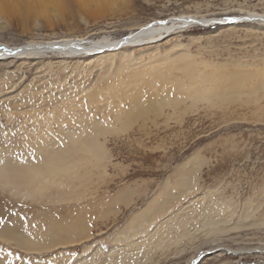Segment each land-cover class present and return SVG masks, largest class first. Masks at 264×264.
Returning <instances> with one entry per match:
<instances>
[{"label": "rangeland", "instance_id": "374dc122", "mask_svg": "<svg viewBox=\"0 0 264 264\" xmlns=\"http://www.w3.org/2000/svg\"><path fill=\"white\" fill-rule=\"evenodd\" d=\"M10 3L0 44L219 22L0 60V162L38 165L23 187L0 180V264H264V20L223 23L264 0Z\"/></svg>", "mask_w": 264, "mask_h": 264}, {"label": "bare ground", "instance_id": "6f19581e", "mask_svg": "<svg viewBox=\"0 0 264 264\" xmlns=\"http://www.w3.org/2000/svg\"><path fill=\"white\" fill-rule=\"evenodd\" d=\"M72 1L73 0H68V3L72 4ZM8 7H16V4L10 3V0H0V8H2L1 10H4ZM242 19L246 20L243 21ZM225 20L226 21L223 23L226 24H238L245 21L249 22L250 20L263 21L264 14L248 12L246 14H242L240 17H227ZM217 22L219 21L216 19V17L181 14L178 16L169 17L167 19H158L147 22L137 28L132 29L117 39L101 37L98 39L88 40L86 37H62L59 39L45 41H27L20 45H7L3 43L0 44V60L11 58L35 59L47 54L56 55L61 58L90 57L95 54H104L123 48L137 46L141 47L148 44L157 43L174 32L184 30V28L187 26H211L215 25ZM49 153L50 158L56 157L52 156L55 152L50 151ZM37 166V162L34 163L33 160H26L17 164H13L9 161H2L0 162V180L5 182V184H9L10 186L23 187L20 182H16V179L26 176L29 171L30 173L36 172ZM24 191L25 189H23V192ZM218 249H221V247Z\"/></svg>", "mask_w": 264, "mask_h": 264}]
</instances>
